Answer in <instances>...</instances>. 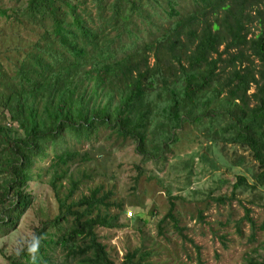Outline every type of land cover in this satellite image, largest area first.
Wrapping results in <instances>:
<instances>
[{
  "label": "trees",
  "instance_id": "obj_1",
  "mask_svg": "<svg viewBox=\"0 0 264 264\" xmlns=\"http://www.w3.org/2000/svg\"><path fill=\"white\" fill-rule=\"evenodd\" d=\"M21 9L0 7V16L42 34L11 76L0 73V240L33 208L42 174L54 190L68 176L69 187L63 200L55 192L57 217L10 254L0 250L7 264H145L144 247L120 262L108 250V232L124 228L121 213H109L112 191L97 186L74 200L80 181L69 168L91 162L84 146L99 139L131 141L141 162L163 166L190 125L256 163L232 158L244 168L232 195L264 188V0H27ZM95 162L100 178H115Z\"/></svg>",
  "mask_w": 264,
  "mask_h": 264
},
{
  "label": "rangeland",
  "instance_id": "obj_2",
  "mask_svg": "<svg viewBox=\"0 0 264 264\" xmlns=\"http://www.w3.org/2000/svg\"><path fill=\"white\" fill-rule=\"evenodd\" d=\"M26 1L0 0V7L24 11L21 8L25 7ZM253 32L257 33L255 28ZM41 34L38 26L23 17L18 23L0 16V73L11 76ZM249 93H254V87ZM104 136L102 133L100 138ZM91 146V162L69 168L68 175L72 174L80 181L73 197L77 200L97 186L104 187L106 193L113 192L109 213H121L120 224H124V228L109 231L107 244L108 250L117 253L114 258H119V262L128 250L141 247L149 252L145 264H249L264 261V188L252 191V194L238 192L232 195L236 174L244 172L243 167L231 165L232 158L244 156L245 166L256 170V163L247 151L220 143L211 146L190 125L184 126L181 140L173 146V153L168 154L164 167L153 161L141 162L131 141L119 144L113 139H99L92 145L85 144L84 148ZM95 158L105 160L104 164L115 174L114 179L100 178L98 173L103 166L98 165ZM187 162L192 164L191 174L184 167ZM48 165L46 162L36 167L47 168ZM141 165L138 171L136 167ZM49 172L31 185L36 200L23 217L18 231L0 240V250L5 253L10 254L26 243L41 223L58 216L60 207L55 192L58 191L61 200L65 199L68 176L58 181L54 190L49 185ZM84 172L90 175V179L83 177ZM221 178L227 183L218 185L217 180ZM254 195L256 199L251 203ZM216 198L224 199V203H218ZM114 203L122 204V211ZM172 205V215L178 222L176 228L171 219L165 218ZM246 214L255 224L254 229L244 220ZM237 226H240L241 233ZM0 264H7L1 255Z\"/></svg>",
  "mask_w": 264,
  "mask_h": 264
}]
</instances>
